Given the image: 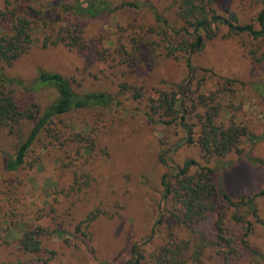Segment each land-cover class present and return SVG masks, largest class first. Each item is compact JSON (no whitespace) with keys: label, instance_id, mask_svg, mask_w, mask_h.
I'll return each mask as SVG.
<instances>
[{"label":"rangeland","instance_id":"374dc122","mask_svg":"<svg viewBox=\"0 0 264 264\" xmlns=\"http://www.w3.org/2000/svg\"><path fill=\"white\" fill-rule=\"evenodd\" d=\"M127 1L149 2L165 24L158 23L149 7L120 8L91 18L64 14L62 5L74 0H0V34L10 24L3 14L14 6L20 5V11L35 21L32 47L4 69L25 85L14 88L21 105L44 107L55 98L50 87L28 89L39 69L63 74L77 92L105 90L113 99L106 107L53 118L48 128L57 136L44 131L16 171L7 170L6 161L15 155L33 120L21 121L12 129L0 127V264H43V260L49 264H124L131 244L145 240L151 232L147 249L170 236L188 240L190 245L204 239L201 261L218 264L220 247L214 227L218 215L185 227L174 216H181L178 205L164 196L161 184L162 175L169 173L167 165L179 166L186 159L204 164L200 148L186 141L178 125H163L146 115L149 97L187 76L182 52L169 55L166 48L177 44L175 30L181 21L171 0L107 3L114 6ZM29 6H44L55 27H43ZM216 6L219 13L234 12L240 23L259 27L263 0H217ZM59 29L81 36L85 48L62 42L43 47L44 37L55 36ZM253 53L264 54V37L234 34L221 27L216 37L190 57L198 67L196 76L203 91L218 92V76L235 80L218 98V119L246 125L250 132L237 151L209 163L237 202L236 207L222 209L220 216L242 251L240 238L248 224L245 240L250 248L262 251L264 247V195L247 202L264 188V165L245 158L264 159V63L258 65ZM134 89L140 97L133 96ZM91 211L97 216L87 226L80 224ZM232 214L240 220L232 219ZM31 229L43 231L39 252L20 247L19 238ZM247 256L249 264H264L258 256Z\"/></svg>","mask_w":264,"mask_h":264},{"label":"trees","instance_id":"16d2710c","mask_svg":"<svg viewBox=\"0 0 264 264\" xmlns=\"http://www.w3.org/2000/svg\"><path fill=\"white\" fill-rule=\"evenodd\" d=\"M171 2L176 8L181 25L175 30L176 36L179 37L177 44L167 45V53L176 55V52H182L187 76L175 83L171 89L157 90L154 96L149 97L146 115L150 120L163 125H178L185 133L187 142L198 144L204 164L194 159H186L179 166L167 165L169 173L165 172L161 177L164 196L178 205L181 216L175 214L174 216L187 228L193 227L210 214L218 215L214 220L219 240L217 245L220 247V252L217 253L219 254L218 264H249L247 253L258 256L264 261V247L262 251L252 249L245 240L249 234V224L240 238L244 251L235 243L228 226L224 225L220 216L221 210L236 207L237 202L226 192L222 179L215 177V169L209 165L213 159L224 157L231 151H237L242 138L250 136L246 125L235 122L225 123L218 119L221 109L220 96L226 85H231L235 80L218 76L217 82L221 85V89L214 93L205 92L202 90L200 80H197L198 67L193 66L190 58L193 53L203 47L207 40L216 37L221 27L227 28L234 34L248 33L255 38H263L264 0L263 8L257 17L258 28L251 23H240L234 12H228L227 15L219 13L216 6L217 0H171ZM142 7L152 9L158 23L165 24V20L146 1L141 3L127 1L109 6L107 0H74L71 4L62 5V11L66 15L94 18L103 13H113L120 8ZM19 8L20 5L14 6L3 14L4 18L9 19L10 24L8 30L0 34V127L12 129L21 121L32 120L33 125L24 140L18 144L15 155L7 159L6 169L9 171H16L22 167L32 144L44 131L50 132V136H57L56 131H50L48 128L53 118L75 110L106 107L113 101L112 95L105 90L77 92L63 74L39 69L33 84L28 89L38 90L42 87H50L55 90L56 96L44 107L37 103L21 105L15 97L14 88L25 87V85L21 79L10 77L4 71L5 67L11 66L26 53L34 41L33 23L35 21L26 17L25 11L22 12ZM29 8L43 27H55V20L47 17L44 6L37 8L29 6ZM55 34V36L44 37L43 47L60 42L76 49H83L86 46L84 39L73 34L72 31L59 29ZM252 59L258 65L263 64L264 54L253 53ZM133 91V96L140 97L137 89ZM245 158L252 164L264 165V159L250 155ZM160 160L166 164L163 157ZM262 195H264V188L248 197L247 202L250 203L256 196ZM255 210L253 207V214H256ZM96 216L97 213L91 211L80 224L87 226ZM232 219L240 220V217L232 214ZM42 232L41 229L26 230L19 238L20 247L28 252H39L41 248L39 236ZM58 233L63 232L58 231ZM151 239L152 232L145 240L133 242L129 257L124 264H204L201 261L204 239L197 245H190L188 240L170 236L159 245L147 249L146 245ZM43 264L49 263L43 260Z\"/></svg>","mask_w":264,"mask_h":264}]
</instances>
